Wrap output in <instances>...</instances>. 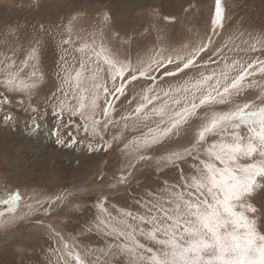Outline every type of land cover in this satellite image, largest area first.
<instances>
[{
    "label": "snow or ice",
    "instance_id": "obj_1",
    "mask_svg": "<svg viewBox=\"0 0 264 264\" xmlns=\"http://www.w3.org/2000/svg\"><path fill=\"white\" fill-rule=\"evenodd\" d=\"M224 13L223 0H216L213 35L216 28L224 27ZM77 19L73 16L64 27L69 36ZM237 38L239 44L220 47L209 35L190 51L182 49L175 56L137 64L103 55L104 68L100 67L103 49L96 60L81 59L78 70L62 57L57 73L61 86L43 105L31 98L38 80L29 82L18 73H8L0 81L5 89L0 112L5 113L6 123L15 120L14 106L31 113L33 132L51 114L56 118L52 132L56 143L69 146L65 136L77 143L83 134L91 141L87 146L91 153L122 144L126 156L139 153L140 164L152 162L164 173L157 187L135 198L138 210L117 208L113 215L101 208L103 216L82 231L106 239L103 248L84 249L90 259L71 250L67 252L71 260L67 259L65 249L72 246L55 225H48L56 243L48 264H72V260L78 264H264V204L257 207L251 202L258 188H264V30L241 32ZM62 43L72 41L62 36ZM36 51L31 50L29 59H35ZM162 68L166 71L160 73ZM85 72L91 73L89 89L82 87ZM165 76L178 79L165 87L158 83ZM122 97L129 107L117 120L114 113ZM110 129L111 139H106ZM178 138L184 143L177 144ZM130 166L133 171L137 168ZM167 169L178 174L174 182L168 179ZM132 175H119L107 187L115 190ZM106 181L105 176L99 177V182ZM68 196L36 199L27 205L24 216L51 217L54 210L71 204ZM99 196L107 202L103 192ZM21 200L17 191L0 201L8 206L7 212H0V224L5 215L19 211Z\"/></svg>",
    "mask_w": 264,
    "mask_h": 264
},
{
    "label": "bare ground",
    "instance_id": "obj_2",
    "mask_svg": "<svg viewBox=\"0 0 264 264\" xmlns=\"http://www.w3.org/2000/svg\"><path fill=\"white\" fill-rule=\"evenodd\" d=\"M159 1L161 3L160 5L166 10L167 13H171L173 6L177 5L178 7L176 8L175 13L178 14L177 11L179 9H182L183 6L185 4H187L190 0H159ZM200 1L203 2L206 0H200ZM5 2H6V0H0V23L2 24V26L5 29H8L10 27L9 29H12L11 31L15 30V32H17L20 29L22 31V33L27 34V36L28 35L30 37L33 36L32 37L33 40H32L31 45H36L38 47V48L36 47L37 51H36L35 59H29V50L31 52V50L33 49V47H29L28 48L29 50L27 49V57L28 58L26 60H24L23 63L20 62L19 64H15L14 66L6 67L7 73H14V74L18 73L19 78L24 79L25 81H29V82H30V78L33 80H38L39 83L37 84V87L35 89H33V94H32L31 98H32L34 103H39L41 105L44 104L46 97H50L52 92L56 91L57 87L61 86V81L58 78L57 73L60 69L61 64H63V62H64L62 57L67 58L69 61L72 62L70 67L74 64L72 61V58L76 57L78 44H77V41H74V39H73L74 37H76V34H77V32L75 31V26H74L73 31L71 33V41H72V43H76V44L73 46L71 44L65 45L62 43V39H61L62 35L65 34V33L64 34L62 33L63 21L67 22V23H65V26H66L68 24L69 20L73 16H79L78 14H81V12H84V11L86 12V10H88V9H90L91 11H99V12H101V14H99L101 24L100 23L99 24L102 26V28L110 29V30H112V32L115 31V32L121 33L122 34L121 36L129 37V39H130L129 33L132 32L133 34H137L143 28V25L141 23V21H142L141 19H143V16L145 15V13L142 10L146 4V2H144L143 0H139V1L138 0H35L34 2L38 3V4L34 5L35 7H33V9L30 11V8L28 10V7H25V6H24L25 8H23L21 10L14 9V7H10L9 4L8 3L6 4ZM154 2H155V0H152V3H154ZM248 2H249V5H251V6H250L245 18H246V20L249 19L250 23H254V26H256L259 29L260 23L264 22V0H248ZM152 5H150V6H152ZM161 9L162 8H160V10ZM144 10H145V8H144ZM147 10H149V9H147ZM234 10H233V12H234ZM141 11L144 14H143L142 18H139L140 15L138 16L137 13H139ZM18 12H20V13H18ZM107 12L111 13V16L109 17L110 19L107 18L109 20L104 19L105 16H107ZM147 12L149 13V11H147ZM151 12H152V10H151ZM234 13H236V12H234ZM152 14L153 13H150V15H152ZM82 15H84V14H81V17H82ZM162 16H164V15H162ZM149 18H151V17H149ZM176 19H177V16H176ZM178 19H180V18L178 17ZM160 20H161V18H160ZM100 21H97V22H100ZM154 21L156 22V19ZM94 22H96V21H94ZM106 23L109 26L105 25ZM183 23H184V21H183ZM147 24H149V23H147ZM150 24H151V22H150ZM225 24H227V23H225ZM96 25L97 24H95V26ZM100 25H99V27H100ZM156 26H158V24H156ZM181 26H183V25H181ZM237 26H238V24H237ZM242 26H244V25H242ZM76 27H77V25H76ZM228 27H230V26H228ZM245 27H248V26L246 25ZM146 28L148 29V26ZM151 28H149V30ZM184 28H185V26H184ZM97 29L100 30L99 32H101L103 38H105L104 36L107 35L106 33L109 34V31H110V30L106 31V30H103L101 28H97ZM166 29H168V28H166ZM218 30H217V32H218ZM233 30H235V29H233ZM63 31H64V29H63ZM221 31H223V30H221ZM168 32H169V30H168ZM240 33H241V31H240ZM256 33H257V31H256ZM19 35H20V33H19ZM161 35H162V33H161ZM10 36H9V38H7V42H5L6 46H7V43L10 41V38H11ZM25 37H23V39ZM219 37H220V35H219ZM236 37L231 40L230 47L233 46V44H239L240 43V39H238ZM63 38H64V36H63ZM66 39H68V38H66ZM105 39L107 41L108 37ZM12 40H14V39H12ZM99 40L97 43H99ZM134 40H136V39H134ZM21 41H24V40H21ZM92 42H91V44H92ZM116 42H117V40H116ZM24 43H26V41ZM2 44H4V43H1L0 45H2ZM97 46H99V44H97ZM93 47H91V48H93ZM13 48H15V47L13 46ZM168 48H167V50L169 51ZM191 48H192V46L189 45L187 49L185 48L183 50L184 51H190ZM87 49H89V48H87ZM161 49H162V47H161ZM180 50H182V49H180V47H177L176 49H173V50L171 49V52L173 51L172 52L173 56H175L177 54V52ZM104 51H105V49H104ZM109 51H110V49H109ZM114 51H115V49H114ZM153 51H154V49H153ZM5 52H8V50ZM11 52H12V50H11ZM97 52H100V51H97ZM157 52H158V50H157ZM162 52H164V51H162ZM159 53H161V52H159ZM83 55H85V54H83ZM12 57H13V55H12ZM109 57H110V55H109ZM8 58H11V56ZM143 59H145V58H143ZM101 60L103 61V59H101ZM3 68H4V66L2 65V63H0V69H3ZM164 70H166V69H164ZM164 70L162 69V71H164ZM4 71L5 70H0V81L4 80L6 77L5 75H3ZM33 72L36 73L35 77H32ZM104 73H103V75H104ZM41 77H42V79H41ZM161 81H162V79H161ZM132 88H133V85H129V89H132ZM136 91H139L138 87L136 88ZM129 92L132 94L131 91H129ZM0 94H2V95L5 94V89H4L2 84H0ZM57 94H59V93H57ZM24 98L27 99V96H24ZM118 102L119 101H117V103ZM118 106H121V108H123L125 106L123 104L122 100ZM14 108L16 109V110H14L15 120L13 122H10V124H8L4 121L5 113L0 112V128H2V126H4L6 129V130H4L3 133L1 132L2 134H0V201L8 200L9 199L8 197L10 196V191H12V189L13 190L16 189L18 191H24L25 196L28 197V196H30L31 192H34L35 190H40V191H41V189L53 190L55 188H60V187L63 188L65 186L68 191L71 190L70 192L76 191V192H79V196L85 195V196H82L84 198L83 199L84 201H85V199H88V198L92 199L93 197L99 196V194L101 192H103L105 195L108 194L111 197L117 198L118 197L117 193H119L121 190H127L128 189L130 191H133L134 193L141 191L142 184L141 183L135 184V178L128 180L127 185H118L117 189H115V190L109 189L107 187V183H110V181H111L110 179H113V178H109V175H108V177H106L107 178L106 182H99V180H98L99 177L102 176V174L100 172L103 171V169L106 166H109V165L110 166H116V165L120 164L122 162L120 160V157L124 154H122V155L121 154H115V153H113V151H111L112 152V153H110L111 155L107 156L106 153H103V155H102L101 151H100V152L92 153L89 156H87L89 153L86 154L83 147L88 146V144L91 141L88 138L84 137L83 134H81L79 141L77 143H73L72 141L70 142V144L77 145V149H78L77 155L70 154L72 156L71 157L67 153H65V152L62 153V151L61 152L57 151L54 148L53 149L51 148L50 152H49V146H50V143L52 142V139H53V138H50V135L54 136L52 134V132L56 126V118L54 116H52L51 114H49L46 119L40 121V123H41L40 129L36 132H33L31 130V120L29 119L31 113H29L26 108H22L20 106H14ZM114 118H116V117H114ZM116 119H118V118H116ZM13 128H14L15 132H13ZM110 131L112 133L111 129H110ZM109 135H110L109 133L106 134L107 139H109V137L111 136V135L110 136ZM66 137L67 136H65L64 138H66ZM67 140H68V138H67ZM67 140L65 142H67ZM178 143H180V141ZM85 148H87V147H85ZM107 151L109 152V150H107ZM121 153H122V151H121ZM106 158H107V162H106ZM62 159H63V161H70L71 163L78 162L77 168H74L71 166L70 170H74V169L79 170L80 175H77L76 172L66 175V173H64V170H63L65 167H63L62 164H60V161H62ZM157 176H159V175H157ZM174 177H175V174H174ZM153 178H154L153 172L149 171V173L146 174V176L144 177V181H143V183L145 182L144 186L146 187V186H151V185L155 184V181L153 180ZM94 182H96V183H94ZM85 189H86V192H85ZM263 189L264 188H258V190L253 194V196L251 198V202L254 203L257 207H259L261 204H264V196H262L263 195V193H262ZM57 193L60 194V191L59 192L57 191L55 194H57ZM131 195H133V194H131ZM127 197H129V196H127ZM119 198H121V200H124L125 195L122 197H119ZM108 199L109 198H107V202L109 203L111 199H109V201H108ZM112 200H114V199H112ZM74 201H76V200H74ZM81 201H80V204L85 203L84 201H82V202ZM26 202H28V200L19 201V203H18L19 211H17L15 213L17 217H18V215H20V212L22 211V208L24 207V205H22V204H24ZM78 203H79V201H78ZM80 204H78V205H80ZM89 204H91V203H89ZM2 205H4V204H2ZM78 205H76V206H78ZM74 208H75V206H74ZM129 208H130V205H129ZM64 210L66 211V208H64ZM64 210H61L60 212H62V211L65 212ZM70 210L72 211V209H70ZM92 210H94V209H92ZM7 211H8L7 205L4 208L0 207V212H7ZM97 211L98 210H96V212ZM22 212H24V211H22ZM73 212H74L73 214H76L75 211H73ZM92 213L90 212V216L93 215ZM87 215H89V214H87ZM87 215L85 213V216H87ZM22 216L23 215H21V217ZM70 216L72 217L73 215H70ZM17 217H15V218H17ZM41 217L42 216H38L36 214H33L30 217H26V218L22 217L25 219H21L19 223H14V222H9V223L6 222L5 223L4 222L5 224H3V225L15 224L14 225L15 229H8V230H6V234H3L0 236V264H21V262L18 260H20V259L22 260L23 258H27L28 261L34 260L37 257L36 256L37 252L48 245V241L46 239L47 234H45V235H43V234H35L34 235L33 234L34 236H29L28 234L26 235V234L22 233V232L26 231L27 229L31 228L35 222L39 221L38 219H41ZM43 217H44V215H43ZM62 217H64V216H62ZM65 217H67V216H65ZM96 217L94 219H96ZM15 218H13L12 221H14ZM7 219H8V215L3 217V221H6ZM62 219H64V218H62ZM89 219H92V218H89ZM9 220H11V219H9ZM71 221H75V224H72L74 222H70V224H67L66 226H64V228L67 227L68 230H72V228L74 226H79L78 219L76 216H73L71 218ZM86 221H88V219ZM64 223H66V221ZM61 224L62 223H60V225ZM3 225H1V226H3ZM34 226H33V228H34ZM61 228H63V225H61ZM31 230H33V229H31ZM76 230H78V229H76ZM81 233H79V234H81ZM64 234L68 235L70 237V235L73 233H71L70 231H64ZM83 234H85V233H83ZM86 235H87V233H86ZM88 235H89V233H88ZM74 237H75V235L71 238L76 239V237L75 238ZM98 237H100V235ZM84 239L89 241V243L90 242L92 243V236H89V237L84 236ZM95 239H97V238H95ZM96 241H98V240H96ZM77 243H79V245L81 244L79 241ZM84 246H85V244H84ZM34 247H36V248L33 249ZM81 247L82 246H80V248ZM83 253H84V251H83ZM64 254H65V252H64ZM48 261H49V259H48Z\"/></svg>",
    "mask_w": 264,
    "mask_h": 264
},
{
    "label": "rangeland",
    "instance_id": "obj_3",
    "mask_svg": "<svg viewBox=\"0 0 264 264\" xmlns=\"http://www.w3.org/2000/svg\"><path fill=\"white\" fill-rule=\"evenodd\" d=\"M33 0H6V4L8 3L10 7H14V9H17V10H21L25 7H28V10L30 8V11L33 9V7H35L34 5H37L38 3H35L34 1L32 2ZM139 1V0H138ZM144 2H146L145 4V10L143 8L142 11H144L145 15L143 16L144 13L139 12L137 13V15L139 16V18H142L143 16V19H141V23L143 25V28L141 29V31L137 34H133L132 32L129 33L130 34V39L129 37H123L121 36V33L118 34L117 32H112V30L110 29H105V28H102L101 26L99 27V25L101 24V21H100V18H99V14H101V12L99 11H91L90 9L86 10V12H81L83 13L84 15H82V17L84 16H90L91 19L93 20V31L92 32H95V33H100L99 32L100 30H98L97 28H101L103 30H110L109 31V34L106 33L107 35H105L104 37L107 38L108 37V42L102 44V43H97L99 44V46H97V44L94 45L93 49L91 50L90 54H95L94 56L96 57V53L97 51H99V49L101 50L102 47H108L110 49L109 53H110V57H115L113 53H116L117 54V58H120L121 60H125L127 59L128 61H133L135 60L136 62L138 61H141V60H148L150 58H153V57H157V58H162L163 56L165 55H171L173 56V51L171 52V49H176L177 47H180V49H187L189 45L193 46L197 43H199L200 41L204 40L207 36L211 35L213 36V21L215 19V7H216V0H206V1H203L201 2L200 0H190L187 4H185L183 6L182 9H179L177 11L178 14H176V8L178 7L177 5H174L173 8H172V11L171 13H167L166 10L160 5V1L159 0H155L154 3H152V0H143ZM213 1V2H212ZM239 1V2H238ZM242 2V3H241ZM156 3V4H155ZM239 3V4H238ZM153 4V5H152ZM203 4V5H202ZM223 4H224V7H225V19H224V27L221 29V28H216L215 29V35L213 36V42H214V45H217V46H220V47H223L225 44H227L229 47H230V43H231V40L234 39L236 36L238 37L240 35V31L241 32H255L257 31L256 34H259L262 29L264 30V22H261L260 25H259V29L254 26V23H250L249 19L246 20V15H247V12L250 8L251 5H249V2L248 0H223ZM28 5V6H27ZM152 5V6H150ZM25 6V7H24ZM148 6V7H147ZM161 6V7H160ZM152 7V8H151ZM158 9H157V8ZM204 7V8H203ZM160 8H162L160 10ZM149 9V10H147ZM152 12H151V10ZM236 11H235V10ZM16 10V11H17ZM149 11V13L147 11ZM236 12L234 13L233 12ZM238 11V12H237ZM160 12V13H159ZM235 14H233V13ZM20 13V12H18ZM150 13H153L152 15H150ZM157 13V14H156ZM238 13V14H237ZM78 14V13H77ZM76 14V15H77ZM109 14V15H108ZM148 14V15H147ZM170 16H168V15ZM181 14V15H180ZM183 14V15H182ZM211 14V15H210ZM79 15V14H78ZM164 15V16H162ZM196 15V16H195ZM81 16V15H79ZM77 16V17H79ZM111 16V13L107 12V18H109ZM155 16V17H154ZM159 16V17H158ZM168 16V17H167ZM176 16H177V19H176ZM148 17V18H147ZM151 17V18H149ZM156 19V22L154 21ZM178 17L180 19H178ZM199 17V18H198ZM238 17V18H237ZM97 18V19H96ZM161 18V20H160ZM167 18H171L172 21L174 22H170L169 19ZM110 19V18H109ZM107 19V20H109ZM146 19V20H145ZM149 19V20H148ZM152 19V20H151ZM183 19V20H182ZM240 20V21H239ZM96 21V22H94ZM97 21H100V22H97ZM155 23H154V22ZM184 21V23H183ZM151 22V24H150ZM179 22V23H178ZM230 22V23H229ZM65 23H67L66 21H63V24H62V33L64 35V39L68 38V39H71V35L69 36L67 34V32L63 31L64 29V26H65ZM100 23V24H99ZM145 23V24H144ZM149 23V24H147ZM154 23V24H153ZM227 23V24H225ZM241 23V24H240ZM246 23V24H245ZM95 24H97L95 26ZM110 24V23H109ZM156 24H158V26H156ZM161 24V25H160ZM238 24V26H237ZM76 25H77V21H76ZM75 25V26H76ZM107 26H109L107 23L105 24ZM151 25V26H150ZM160 25V26H159ZM183 25V26H181ZM234 25V26H233ZM244 25V26H242ZM248 26V27H245V26ZM95 26V27H94ZM98 26V27H97ZM145 26V27H144ZM148 26V29L146 28ZM154 26V27H153ZM185 26V28H184ZM230 26V27H228ZM233 26V27H232ZM78 27V25H77ZM152 27V28H151ZM187 27V28H186ZM254 27V28H253ZM256 27V28H255ZM10 28V27H9ZM5 29L2 24L0 23V44L1 43H4L2 45H0V61H2V65L4 66L3 69H0V70H5L3 75L7 76V69L6 67H10V66H14L15 64H19L20 62H24V60H26L28 57H27V49L29 47H33V48H36L37 46L36 45H31L32 43V40H33V36L30 37L29 35L27 36V34H24L22 33V31L19 29L17 32L14 31H11L12 29ZM149 28H151L149 30ZM168 28V29H166ZM170 28V29H169ZM238 28V29H237ZM246 28V29H245ZM186 29V30H185ZM219 29V30H218ZM235 29V30H233ZM146 30V31H145ZM163 30V31H162ZM169 30V32H168ZM218 30V32H217ZM223 30V31H221ZM244 30V31H243ZM247 30V31H246ZM255 30V31H254ZM21 31V32H20ZM75 31H77V29H75ZM171 31V32H170ZM239 31V32H238ZM78 32V31H77ZM111 32V33H110ZM160 32V33H159ZM165 32V33H164ZM227 32V33H226ZM229 32V33H228ZM11 33V34H10ZM20 33V35H19ZM76 33V32H75ZM95 33H92L93 36H96ZM153 33V34H152ZM162 33V35H161ZM89 33H87L88 35ZM111 34V35H110ZM133 34V35H132ZM143 34V35H142ZM152 34V35H151ZM164 34V35H163ZM238 34V35H237ZM11 35V36H10ZM22 35V36H21ZM132 35V36H131ZM138 35V36H137ZM150 35V36H149ZM158 35V36H157ZM161 35V36H160ZM218 35V36H217ZM220 35V37H219ZM9 36L11 37L10 38V41L7 43V46L5 44V42H7V38H9ZM26 36V37H25ZM160 36V37H159ZM225 36V37H224ZM23 37H25L23 39ZM73 37V36H72ZM133 37H136L135 39L136 40H132L131 39ZM158 37V38H157ZM165 39H163V38ZM188 37V38H187ZM222 37V38H221ZM236 37V38H237ZM103 38L104 41H106V39ZM162 38V39H161ZM244 39H247V36H244L243 37ZM14 39V40H12ZM26 39V40H25ZM62 39V37H61ZM74 41H77V44H78V47H77V53H76V59L75 61H73V65L74 67L78 70L79 68V62L81 59H88L89 57H86L85 55V51L83 53H81L79 51L80 49V46H79V43H78V40L77 37H74L73 38ZM119 39V40H118ZM225 39V40H224ZM227 39V40H226ZM21 40H24V41H21ZM30 40V41H29ZM111 40V41H110ZM117 40V42H116ZM161 40V41H160ZM189 40V41H188ZM26 41V43H24ZM159 41V42H158ZM168 43H167V42ZM181 41V42H180ZM186 41V42H185ZM188 41V42H187ZM222 41V42H221ZM229 41V42H228ZM13 42V43H12ZM22 42V43H21ZM163 44H161V43ZM171 42V43H170ZM190 42V43H189ZM197 42V43H196ZM220 42V43H219ZM227 42V43H226ZM24 43V44H23ZM31 46H30V45ZM76 43H71V45H75ZM161 44V45H160ZM170 44V45H169ZM188 44V45H187ZM9 45V46H8ZM165 45V46H164ZM4 46V47H3ZM12 46V47H11ZM13 46L15 48H13ZM118 46V47H117ZM97 47V48H96ZM154 47V48H153ZM160 47V48H159ZM162 47V49H161ZM169 47V48H168ZM173 47V48H172ZM185 47V48H184ZM5 48V49H4ZM12 48V49H11ZM38 48V47H37ZM167 48L169 49V51L167 50ZM14 49V50H13ZM115 49V51H114ZM154 49V51H153ZM4 50V51H3ZM8 52H5L7 51ZM12 50V52H11ZM29 50V49H28ZM94 50V51H93ZM97 50V51H96ZM118 52H117V51ZM120 50L123 51V54L121 55L119 52ZM158 50V52H157ZM167 50V51H166ZM14 51V52H13ZM114 51V52H113ZM164 51V52H162ZM225 51H227V49H225ZM12 54H11V53ZM157 52V53H156ZM161 52V53H159ZM171 52V53H170ZM8 53V54H7ZM29 53H30V50H29ZM159 53V54H158ZM169 53V54H168ZM154 54V55H153ZM11 58H8L10 57ZM13 55V57H12ZM161 55V56H160ZM15 56V57H14ZM94 56H90L92 60H96V58ZM120 56V57H119ZM159 56V57H158ZM148 57V58H147ZM94 58V59H93ZM145 58V59H143ZM102 58L100 57V65H102L103 67H106L104 66V64L102 63L103 61L101 60ZM93 67V65L91 63H89L88 67ZM101 66V68H102ZM169 68L172 67V65H169L168 66ZM163 69V68H162ZM162 69L159 70L160 73L166 71H162ZM102 72H100L99 74H101ZM75 72L73 71L72 75L74 76ZM89 72L88 73H84V76L86 77L84 80H83V84H82V87L85 88V89H89L91 88L90 85H91V80L90 79H87V77H89ZM159 75V74H158ZM6 78V77H5ZM172 78V79H171ZM162 77L160 78L158 81V83H160L161 85L167 87V83H170V82H174L176 79H178V77ZM104 79H107V74L104 73ZM162 79V81H161ZM171 80V81H170ZM161 81V82H160ZM73 86L75 85V81L73 80ZM90 83V84H89ZM110 83V82H109ZM110 85V84H109ZM39 89V88H38ZM88 94V93H86ZM2 95V94H0ZM123 102V104L125 105L123 108H121V106H118L119 103ZM124 100V101H123ZM102 101V100H101ZM129 107V105H127L126 101H125V98H121L119 100V102L117 103V108H116V112L114 113V117L118 118L119 119V114L121 111H123L125 108ZM14 110H16L14 108ZM115 118V119H116ZM117 119V120H118ZM3 128V129H2ZM2 128H0V134H2L4 132L5 127L2 126ZM2 130V131H1ZM2 132V133H1ZM13 132H15L14 128H13ZM5 134V133H4ZM110 135H112L111 131L109 132ZM109 135V136H110ZM50 138H53L52 139V142L50 143V146H49V152H50V149L54 148L56 149L57 151H62L67 153L68 155L72 154V155H77V145H73V144H70V142L72 141L71 139H69V137H66L64 138V140L66 141L67 138V142L66 145H69V146H64V145H61V144H58L56 143V137L54 136H51L50 135ZM107 139V138H106ZM109 139H111V136L109 137ZM55 140V141H54ZM183 142H182V141ZM180 141L181 144L184 143V140L181 138H178L177 139V144H180L178 143ZM53 145V146H52ZM115 147H113V149H109V152L108 151H101V154L103 155V153H106L107 156H110L112 153L111 151H113V153L115 154H124V153H121V147H123V145H114ZM87 146H84V150H85V153L88 154L87 156H89L90 153L88 151V147L85 148ZM75 150H74V149ZM69 151V152H68ZM160 153H157V155H159ZM71 156V155H70ZM125 156V157H124ZM138 156H139V153H132L130 155H122L120 157V160L122 161L120 164L116 165V166H106L103 171H101L100 173L105 176V177H108L109 175V178H113V179H110V183H116L115 181V177L119 176V175H122V174H125L127 172H131L133 173L132 175V178H135V184H142V189L140 192H133V191H130V190H121L119 193H117V198L116 197H111L109 196L108 194L106 195L107 198L111 199L110 202H106L104 200H102V198H100L99 196H96V197H93L92 199L88 198V199H85V201L83 200L84 198L82 196H85V195H81L79 196V192H76V191H73V192H70L71 190H67L66 187L64 186L63 188L60 187V188H55L53 190H48V189H41L40 190H35L34 192H31L30 196H25V192L24 191H19L21 197H22V200L23 201H26L28 200V202L22 204L24 205V209L22 208V211L24 212H20V215H18V217L16 216V214L14 215H8V219L6 221H3L2 224H0V236L3 235V234H6V230L8 229H15V224L13 225H3L5 224L6 222H14V223H19L21 219H25L26 217L24 216V213L27 211V205L32 203L34 204L35 200L36 199H45L53 194H55L57 191L59 192L60 191V194L61 192L62 193H68L69 194V197L68 199L71 201L72 204L66 206V211L65 212H60L61 210L60 209H56L54 210V214L49 217L43 213H40V214H36V213H33V214H36L38 216H42L41 219H38L39 221L35 222L31 228L27 229L26 231L22 232L23 234H28L29 236H34L35 234H47L46 235V239L48 241V245L50 246H46L44 247L43 249L39 250L36 254V258L34 260H27V258H23L22 260H18L21 262V264H48V259L50 258V255H51V250L53 247H56V243L55 241L50 238V229L48 227V225L52 224V225H55L56 228L61 231L63 234H64V231H70L71 234L70 237L68 235H65V238L67 240V242L69 243L70 246H72L70 249H65V257L69 260H71L70 257H67V253L69 250L71 251H74V252H79L80 255L82 257H84L85 259H90L91 257H88L85 255V252L83 253L84 249L87 247L89 248H103L105 243H106V239L102 236L98 237L99 235L96 234V233H88L86 231H84L85 234H82V230H86L87 227L92 224L94 222V218L97 216V217H102L103 216V213L101 211V208L102 207H105L107 208L110 212H112L113 215H116V209L117 208H128L130 210H133V211H136V209L138 210V206L135 204V198L140 196L141 194H143L144 192L148 191V190H152L154 189L155 187H157L161 180L164 178V173L162 172H158L157 169H156V166L152 163V162H149L148 164H140L139 163V160H138ZM72 157V156H71ZM122 158V159H121ZM64 159V158H63ZM60 161V164H62L63 167H65L63 170H64V173L67 174H71V173H75L77 175H80L79 173V170H70V167H74V168H77L78 166V162H75V163H71L70 161ZM117 159V158H116ZM124 161V162H123ZM106 162H107V158H106ZM124 163V164H123ZM139 163V164H138ZM132 164H136L137 165V168L135 171H133V168L130 166ZM149 171H152L153 172V180L155 181V184L151 185V186H144V177L146 176V174L149 173ZM165 172L167 173V177L168 179L170 180V182H174L177 178L176 175H178L177 173H175V171L171 170V169H167L165 170ZM157 173V174H156ZM174 174H175V177H174ZM159 175V176H157ZM169 175V176H168ZM172 176V177H171ZM171 177V178H170ZM130 179V180H131ZM99 180V179H98ZM174 180V181H173ZM157 182V183H156ZM122 185H127V182L122 184ZM102 187V186H101ZM60 189V190H59ZM66 192H65V191ZM18 190L16 189H12V191H10V196L8 197L9 199L12 197V195L17 192ZM54 191V192H53ZM22 192V193H21ZM43 192V193H42ZM85 192H86V189H85ZM129 194H128V193ZM35 193V194H34ZM52 193V194H51ZM124 193V194H123ZM127 195H126V194ZM263 195L264 196V189L262 191ZM34 196H33V195ZM40 194V195H39ZM48 194V195H47ZM50 194V195H49ZM59 194V193H57ZM73 194V195H72ZM116 194V193H115ZM133 194V195H131ZM32 195V196H31ZM125 195V199L124 200H121V198L119 197H122ZM76 196V197H75ZM129 196V197H127ZM135 196V197H134ZM30 197V198H29ZM82 199H81V198ZM133 197V198H132ZM100 198V199H99ZM33 199V200H32ZM35 199V200H34ZM79 199V200H78ZM108 199V201H109ZM114 199V200H112ZM119 201H118V200ZM130 201H129V200ZM76 200V201H74ZM84 201L85 203H81L80 204V201ZM90 200V201H89ZM92 200V201H91ZM101 200V201H100ZM128 200V201H127ZM79 201V203H78ZM81 201V202H82ZM89 201V202H88ZM133 201V202H132ZM131 202V203H130ZM77 203V204H76ZM91 203V204H89ZM116 203V204H115ZM119 203V204H118ZM80 204V205H78ZM94 204V205H93ZM110 206H109V205ZM123 204V205H122ZM26 205V206H25ZM75 208H74V206ZM76 205H78V208L79 210H76ZM87 205V206H86ZM129 205H130V208H129ZM135 205V206H134ZM82 206V207H81ZM86 206V207H85ZM90 206V207H89ZM117 206V207H116ZM134 206V207H133ZM0 207H6V205H2L0 204ZM81 208V209H80ZM87 210H86V209ZM72 209V211L70 210ZM74 209V210H73ZM83 209V210H82ZM94 209V210H92ZM135 209V210H134ZM59 210V211H58ZM69 210V211H68ZM83 212H81V211ZM96 210H98L96 212ZM75 211L76 214H73ZM80 212V213H79ZM90 212L93 214L90 216ZM23 213V214H22ZM61 213V214H60ZM67 213V214H66ZM72 213V214H71ZM85 213L87 216H85ZM60 214V215H59ZM82 216H81V215ZM97 214V215H96ZM21 215H23L22 217H25V218H22ZM44 215V217H43ZM70 215H73V216H76L77 219H78V224L79 226H74L72 228V230H68L67 227L64 228V226H66L67 224H70V222H74L72 224H75V221H71V217ZM80 215V216H79ZM6 216V215H5ZM12 216V217H11ZM64 216V217H62ZM67 216V217H65ZM85 216V217H84ZM89 216V217H88ZM95 216V217H94ZM17 217V218H15ZM79 217V218H78ZM88 217V218H87ZM96 217V218H97ZM14 219V221H12ZM64 218V219H62ZM89 218H92V219H89ZM11 219V220H9ZM68 219V220H67ZM82 219V220H81ZM88 219V221H86ZM94 219V220H93ZM80 220V221H79ZM17 221V222H16ZM62 221V222H61ZM66 221V223H64ZM82 221V222H81ZM5 222V223H4ZM56 222V223H55ZM68 222V223H67ZM82 224H80V223ZM92 222V223H91ZM58 223V224H57ZM60 223H62L61 225H63V228H61V225ZM57 224V225H56ZM84 224V225H83ZM3 225V226H1ZM35 225V226H34ZM34 226V228H33ZM60 226V227H59ZM81 226V227H80ZM83 226V227H82ZM59 227V228H58ZM79 227V228H78ZM33 229V230H31ZM37 229V230H36ZM41 229V230H40ZM78 229V230H76ZM40 230V231H39ZM46 230V231H45ZM35 231V232H34ZM28 232V233H27ZM43 232V233H42ZM81 233V234H79ZM87 233V235H86ZM34 234V235H33ZM93 234V235H92ZM75 235L76 239H73L71 237H73ZM77 235V236H76ZM81 236V237H80ZM84 236L86 237H89V236H92V243L90 244L89 241L85 240L84 239ZM74 237V238H75ZM50 238V239H49ZM94 238V239H93ZM97 238V239H95ZM101 239V240H100ZM104 239V240H103ZM81 243L79 245V243H77L78 241ZM98 240V241H96ZM103 240V241H102ZM76 241V242H75ZM95 243H94V242ZM73 242V243H72ZM73 244V245H72ZM77 244V245H76ZM85 244V246H84ZM89 244V245H88ZM79 245V246H78ZM80 246H82L80 248ZM91 246V247H90ZM36 247H34L33 249H35ZM77 248V249H76ZM32 249V248H31ZM76 249V250H75ZM42 252V253H41ZM45 253V254H44ZM83 254V255H82ZM44 256V257H43ZM46 257V258H45ZM48 261V262H47ZM36 262V263H35ZM72 264H78V261H75V260H72Z\"/></svg>",
    "mask_w": 264,
    "mask_h": 264
},
{
    "label": "crops",
    "instance_id": "obj_4",
    "mask_svg": "<svg viewBox=\"0 0 264 264\" xmlns=\"http://www.w3.org/2000/svg\"><path fill=\"white\" fill-rule=\"evenodd\" d=\"M81 14H83V13H81ZM81 14H79V15H81ZM93 20L91 19V17L90 16H85V17H78V19H77V25H78V27H76L75 26V29H77L78 30V32H77V34H76V37H77V40H78V43H80L79 44V46H81V47H84L85 45H87V46H89V47H87V48H89V49H87V48H85V56L86 57H90L91 55L92 56H94L95 54H90V52H91V50L93 49V48H91V47H93L97 42H98V40H99V43H102V44H104V43H106V42H108V41H104L103 40V36H102V34H100V33H95V32H92L93 31V22H92ZM75 25H76V22H75ZM101 26V25H100ZM102 27V26H101ZM106 29V28H105ZM113 32H115V31H113ZM87 33H89L88 35H87ZM92 33H95V35L96 36H93V34ZM118 33V32H117ZM118 34H120V33H118ZM122 35V34H121ZM134 38V37H133ZM131 39V41L132 40H134V39ZM94 40V41H93ZM93 41V42H92ZM84 42V43H83ZM91 42H92V44H91ZM95 42V43H94ZM92 45V46H91ZM78 46V45H77ZM91 46V47H90ZM80 47V48H81ZM102 49L104 50L105 49V51H103V54H102V56H101V58L103 57V55H110V53H109V48L106 46V47H102ZM99 51L101 52V50L99 49ZM117 51V50H116ZM114 52V51H113ZM118 52V51H117ZM87 53V54H86ZM98 53V52H97ZM121 55L123 54V51L122 50H120V52H119ZM114 54V56L116 57L117 56V54L116 53H113ZM90 55V56H89ZM103 59V58H102ZM133 64H136L137 62L135 61V60H133V61H131ZM100 66H102V65H100ZM92 67V66H91ZM90 67V68H91ZM103 67V66H102ZM104 68V67H103ZM86 73H88V72H86ZM104 73V72H103ZM103 73H101V74H99L102 78H104V75H103ZM89 77L91 76V73L89 72ZM135 83V82H134ZM91 85H92V83H91ZM91 85H90V87H91ZM129 87V86H128ZM127 95H128V97L130 98V96L132 95L130 92H128L127 93Z\"/></svg>",
    "mask_w": 264,
    "mask_h": 264
}]
</instances>
